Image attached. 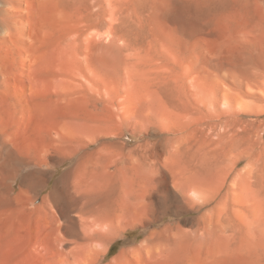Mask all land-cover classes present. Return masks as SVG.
Listing matches in <instances>:
<instances>
[{
    "label": "rangeland",
    "instance_id": "obj_1",
    "mask_svg": "<svg viewBox=\"0 0 264 264\" xmlns=\"http://www.w3.org/2000/svg\"><path fill=\"white\" fill-rule=\"evenodd\" d=\"M7 9L0 145L11 149L7 163L28 160L40 174L30 185L11 163L3 171L0 264H82L74 252L115 194L124 218L99 264H264V0H20ZM71 132L78 143L63 142ZM93 151L86 215H58L55 184ZM187 165L210 169L211 181H195L211 195L203 206L186 196ZM167 226L178 236L138 258L152 230L167 239Z\"/></svg>",
    "mask_w": 264,
    "mask_h": 264
},
{
    "label": "bare ground",
    "instance_id": "obj_2",
    "mask_svg": "<svg viewBox=\"0 0 264 264\" xmlns=\"http://www.w3.org/2000/svg\"><path fill=\"white\" fill-rule=\"evenodd\" d=\"M17 1L20 0H0V14H3L5 9L8 8V6L15 5ZM13 9H15V7ZM203 90H207V88L205 87V89ZM202 96L207 98L205 94ZM209 97L211 96L209 95L208 98ZM71 133H67L65 136L62 137L63 142H70L72 144L78 143L80 141L78 137L73 133L72 134ZM175 152L178 154H182V149L176 147ZM9 155H11L10 147L0 145V186L3 180V171H5L4 169L6 165L8 164L7 165L8 167L9 163H11V162L7 163V157ZM88 156H89L88 158H90L88 161L86 160L83 164L79 165L75 170H72L66 173L65 175H63L59 179L58 184L57 183L55 184L51 194H53L54 196V200L56 203L54 208L56 209L55 211L58 212V215H63L65 217H68L71 212L80 214L81 216L86 215L87 209L85 207V204L89 203V197H90L89 195L91 194L94 188L96 189L97 183H94L92 179L97 175V170H98L97 152L95 151L90 152ZM14 159L16 158L14 157L12 159L13 162ZM27 161L24 160H19V162L15 161L14 163L16 166L13 163H11L10 166L15 167L12 170L13 171L12 173L16 174L17 176L25 173L23 179L29 181L30 185H33L35 183L34 179L40 174V170H39L40 168L37 169L35 167L36 165L33 166L30 162ZM187 168H188L186 170L187 175L183 176L189 180L188 191L186 192L187 194L186 196L192 199L196 204L203 206L211 200V195L208 193L206 187L204 188L197 185L196 184L197 182L195 183V181L197 179H201L204 184L211 181L212 175L211 173H209L210 169L207 168L206 166L205 168H198V166L192 167L191 165H187ZM206 168L207 170L204 171ZM60 183L62 184V187L59 185ZM137 185L138 186L140 185L139 182H136V184L134 183L133 187L135 188L132 194L133 196L135 195L136 199H138L137 201L141 204V206H145V204L147 203V197H146L147 195L143 190L137 188L136 187ZM117 192H119V190ZM119 193L121 194V192ZM0 200H1V190H0ZM122 201L123 200L120 199L119 195L115 194L113 199V203L115 205L113 204L111 205L112 211H108V213H106L99 220H97L96 223L93 224L94 227L92 225L91 232L86 234L85 237H82L86 241L83 243L81 242L77 246V249L74 252L75 253L74 255L77 256V260L79 261V263L99 264L101 260L105 257V255L109 252L110 239L113 236L117 235L121 230V223H122V219L124 218L123 217L124 213L121 207ZM165 208H166L165 201H163L160 204V209H161V213L159 214L160 218H164L166 216ZM4 211H6V208H4V206H2L1 204L0 214ZM14 212L15 211H13V214ZM165 231L168 233L167 239L165 238L161 239V238H157L161 233V231L158 229L152 230L149 236L142 242L141 246L144 248V251H140V252L136 251V253H139L138 258H141L142 256H150L155 252L161 251L169 241H171L172 239L174 240L178 236V234L180 233V228L178 226H167L165 228ZM124 251L125 249L121 250V252ZM64 262L66 263V261Z\"/></svg>",
    "mask_w": 264,
    "mask_h": 264
}]
</instances>
